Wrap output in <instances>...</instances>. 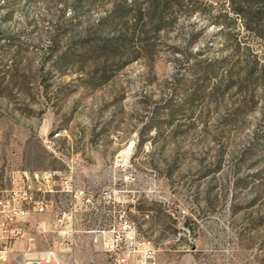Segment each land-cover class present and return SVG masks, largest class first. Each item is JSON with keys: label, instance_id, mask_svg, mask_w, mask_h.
<instances>
[{"label": "rangeland", "instance_id": "374dc122", "mask_svg": "<svg viewBox=\"0 0 264 264\" xmlns=\"http://www.w3.org/2000/svg\"><path fill=\"white\" fill-rule=\"evenodd\" d=\"M149 3L0 0V190L62 174L20 225L35 246L0 264L53 247L114 264L102 233L120 217L148 244L138 264L149 248L154 264H264V0H167L159 33Z\"/></svg>", "mask_w": 264, "mask_h": 264}, {"label": "built area", "instance_id": "2783aa9c", "mask_svg": "<svg viewBox=\"0 0 264 264\" xmlns=\"http://www.w3.org/2000/svg\"><path fill=\"white\" fill-rule=\"evenodd\" d=\"M44 145L51 147V140L45 138ZM61 173L54 170L46 171H24L19 176L13 177L10 189L0 190V260H6V254L13 247L14 240L27 238L30 247L35 246V238L30 237L27 229L20 227L26 223L29 217L34 214H43L48 211L49 203L45 195L55 192ZM71 177L65 179L66 190L73 192L70 185ZM36 193L43 197H39ZM67 214L55 222V232L60 239V245L68 249L73 248L75 231L67 224ZM111 238H107L106 232L102 234L104 249L115 256L114 264H134L136 258L142 254L140 247H147L146 242L140 241L135 224L120 217L116 227L109 231ZM98 241V238L95 239ZM31 249H29L30 251ZM142 264H154V256L149 248L143 251ZM27 256V254H26ZM26 264H75L63 260L56 248H50L40 252L31 258ZM138 264V261L136 262Z\"/></svg>", "mask_w": 264, "mask_h": 264}, {"label": "trees", "instance_id": "16d2710c", "mask_svg": "<svg viewBox=\"0 0 264 264\" xmlns=\"http://www.w3.org/2000/svg\"><path fill=\"white\" fill-rule=\"evenodd\" d=\"M166 1L167 0H150L147 8L148 16L152 24H154V29L157 33H159L161 30H164L167 25V18L162 14L165 9ZM113 9V13H115L117 11H123L124 8H120L119 5H116Z\"/></svg>", "mask_w": 264, "mask_h": 264}]
</instances>
